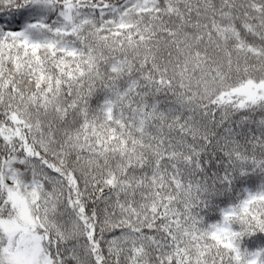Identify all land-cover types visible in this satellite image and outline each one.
Listing matches in <instances>:
<instances>
[{
    "label": "snow or ice",
    "instance_id": "1",
    "mask_svg": "<svg viewBox=\"0 0 264 264\" xmlns=\"http://www.w3.org/2000/svg\"><path fill=\"white\" fill-rule=\"evenodd\" d=\"M0 264H264V0H0Z\"/></svg>",
    "mask_w": 264,
    "mask_h": 264
}]
</instances>
